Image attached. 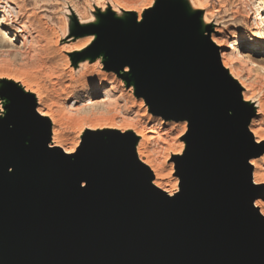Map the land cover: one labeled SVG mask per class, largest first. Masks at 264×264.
I'll list each match as a JSON object with an SVG mask.
<instances>
[{
  "label": "water",
  "instance_id": "95a60500",
  "mask_svg": "<svg viewBox=\"0 0 264 264\" xmlns=\"http://www.w3.org/2000/svg\"><path fill=\"white\" fill-rule=\"evenodd\" d=\"M164 2L146 14L142 35L119 42L123 54L101 56L108 70L137 61L139 80L127 84L148 112L187 121L185 150L172 158L178 192L153 186L129 133L84 139L71 156L51 148L27 96L22 115L0 121V264H264V216L254 207L264 188L249 165L264 147L212 49H191L200 16ZM118 21L105 27L110 41Z\"/></svg>",
  "mask_w": 264,
  "mask_h": 264
},
{
  "label": "rangeland",
  "instance_id": "374dc122",
  "mask_svg": "<svg viewBox=\"0 0 264 264\" xmlns=\"http://www.w3.org/2000/svg\"><path fill=\"white\" fill-rule=\"evenodd\" d=\"M152 1L153 0H0V92L7 90L10 85L15 86V83L11 81H4L5 76L26 79L33 87H41L40 89L45 91L44 93L49 97L46 99V105H52H49L48 107H51L50 110L57 117L58 124L56 123L52 128L62 132H60L62 136H60V144L62 149L65 150L72 149L78 144V147L76 148L77 150L84 139L93 140L106 139L108 136L113 137V133L109 132L114 131V129L110 130L109 128L113 124L114 127L116 126L115 128L131 126L135 131L139 132L152 130L155 139L149 141L140 148L141 151H139L141 152L143 159L154 160L157 165H161L159 166L160 168L157 173H160L161 171L162 174L160 175H165V178L162 177L161 181H157L163 186H166L167 189L171 190L173 183L177 178L174 176L175 173L173 166L171 175L168 173L170 164L168 156L170 158L171 154L169 152L176 150L178 143L182 146L186 143L185 135L187 128L185 127L183 131L184 138L180 139L179 142L174 141L177 134L180 133L179 131L182 130L181 123L168 122L164 128L159 127L158 120H160V118L152 116L146 110V105L143 100L135 95L134 85L127 83L122 84L119 79L115 77L112 78L113 75L110 73L112 71L108 70V67H105V64L108 63L107 58H103L101 55L91 58H83L82 53L90 43L83 45L79 51H65L69 46H76L80 44L82 40L89 37L87 34L92 31L90 27L92 25L100 23L103 27H109L111 21L117 20H132L133 22H136L139 14L138 12L141 13L145 10L149 3L151 5ZM168 1L188 17L195 15L202 17L204 13H209L206 17L209 23L206 26L209 28L210 25L217 24V27H222V33L217 36L219 41L227 42L240 38L243 39L244 45H248L251 44L252 40L258 42L261 38L260 33L259 35L257 33L254 38L249 35L255 18L254 11L256 10L255 4H257L255 3V0ZM238 1L239 4H237ZM196 5L197 7H195ZM124 8L126 10H124ZM127 8L133 9L128 10ZM238 9L240 13L238 12ZM131 10H134L135 12ZM105 14L109 15L108 20L104 18L103 15ZM246 21L248 22L246 23ZM19 26L25 28L29 38L25 39L26 42L24 41L25 45L23 48L19 45L21 44V40H12L14 39L13 35L18 31ZM83 29L90 30L84 32L85 30ZM9 42L10 44L13 43L9 45ZM11 48L14 50H11ZM215 48L219 57L220 54L218 48ZM258 49L261 51L260 53H247V61L238 68V73L241 74L240 76L243 78H240L243 82L245 81L246 85H252L256 93H259L260 91L264 96V48ZM19 50L22 52L21 54L19 53ZM22 50H24V52ZM240 52L243 53L241 49ZM97 60L101 66V71H104L105 73L108 72L106 74L108 75V78L110 77L112 82L110 85H106L102 91L91 99L92 101H96L104 97L106 94L108 101L102 107H90L86 109L82 106V100L85 98L87 91H85V93L82 92L81 94L83 95L80 94V102L78 100V103H74V100L69 96L70 89L63 87L64 83L70 84V82L66 81L68 77L66 76V78L65 75L71 74L75 79H78L79 72L82 70L81 68L83 66L89 68L97 63ZM98 72H100L99 67H96L92 71L93 82H98L99 79L101 80V76L97 75ZM55 81L58 86L57 84L55 86ZM76 87L77 85H75V88ZM113 88L114 90H112ZM50 101L52 103H50ZM139 101L143 104L142 108L139 107ZM59 106L60 108H58ZM36 107L42 108L43 106L37 104ZM1 108L2 105L0 100V110H2ZM79 109L82 111L81 113H77ZM74 110H76V113ZM257 111L258 110L255 112V116L252 117L253 119L259 116ZM80 115L81 117H84L85 115V119L88 120L85 125H88L87 123L89 121L94 124L91 125L94 126L93 131L87 133L84 131L80 132L78 128L81 124L79 121L81 118ZM168 148H170V151ZM252 160L258 161L264 170V149L258 158ZM257 191H259V189H257ZM255 202L261 204L262 209L260 208L258 211L263 210L264 212V200L258 199Z\"/></svg>",
  "mask_w": 264,
  "mask_h": 264
},
{
  "label": "bare ground",
  "instance_id": "6f19581e",
  "mask_svg": "<svg viewBox=\"0 0 264 264\" xmlns=\"http://www.w3.org/2000/svg\"><path fill=\"white\" fill-rule=\"evenodd\" d=\"M164 1H166V0H153L151 5L149 3L146 6L147 8H145V10H143L141 13L138 12L139 13L138 14V18H137V21H136L134 26L132 24H130L129 21H125V20H123L122 22L118 21L117 23L120 22V23H122V25H121V28L119 29V36H116V38L113 37L114 38V39L112 38L113 41H110V37L112 36V33H111L112 31H110L111 29H106L105 27H103L99 23V24L90 26L92 31L88 32L87 35H89V37H87L86 39L82 40L81 43L78 44V45H76V43H75L76 46L73 45V46L70 47L68 45L69 47L67 49H65V51L66 52L79 51V49H81V47L83 45H86L87 43H90L88 45V47L86 48V50L82 53L83 54V58H91V57L98 56V55H103V56H106V57L113 58V56L116 57V55L123 54V49L119 45V42L123 41L125 39H128L130 37H134V36H137V35H139V36L142 35L147 29V26L144 25L145 21H146V14L148 12H150V11L155 10L158 7V5L165 4ZM255 1H256L255 3H257V4H255V9L256 10L254 11L255 12V18H254V22L252 23L251 32H250L249 35L252 38H254L257 35V33H258V35L260 33V35H261L260 37L261 38L258 40V42L256 40H252L251 44L244 45L243 44V39H240V38L239 39H234V40H231V41H227V42L219 41L217 36L222 33V27L221 28L217 27V24H215V25L212 24L213 26L210 25L209 28L206 26L209 23V21L206 18L209 13H204V15L202 16L203 18L199 17L198 19H196L195 28L193 30L192 35L190 36V40H191V49L193 50V52L196 55L201 54L203 52L210 51V49H212L214 55L218 58L221 66H222V68L224 70L225 75L228 77L230 83L234 87V92H235L234 101L237 104L238 113L247 115L249 117L248 131L252 135L255 144L258 145L259 147H264V129H263V125H264V96H263V94H261L260 91H259V93H256L252 85H248V84L246 85L245 81L243 82V80H241V78H243V77H241L240 76L241 74L238 73V68H240V66H242L244 64V62L247 61L246 58L248 57V55H247L248 52H258V53H260L261 51L258 48H262V49L264 48V29H263V27H264V0H255ZM237 4H239V1H238ZM195 7H197V5ZM164 8H166V6H164ZM130 9H133V8H129L128 10H130ZM124 10H126V9L124 8ZM140 10H142V9H140ZM131 11H134V10H131ZM168 12L170 14H174L175 13L173 8L170 7V6H169V9H168ZM238 12H239V9H238ZM103 16H104L105 19H107L109 15L105 14ZM13 20H15V19H13ZM187 21H188V19H187ZM247 22L248 21H246V23ZM15 24H16V22H15ZM142 26H144V27H142ZM19 29H18V31H16L17 34L15 33V35H13L14 39H12V40H14V41H17V40L20 41L21 40V44H19V45H21V47L23 48L24 45H25L24 41L26 42L25 39L28 38V33L26 32V30H25V28L23 26H19ZM83 30H85L84 32H87V30H90V29H83ZM89 33H91V34H89ZM29 35H30V33H29ZM107 35H109V37H106ZM4 41H6V40H4ZM10 42H9V45H11L13 43L12 42L10 44ZM214 45H215V47L218 48V51H219V54H220V56H219L220 58L218 57L217 50L214 47ZM26 47H27V45H26ZM14 49H15V46H14ZM14 49L11 48V50H14ZM240 49L243 51V53L240 52ZM20 50H19V53L21 54L22 52ZM22 51L24 52V50H22ZM16 52H18V51H16ZM55 52H56V50H55ZM96 62L97 63L93 64L89 68L83 66L81 68L82 70L79 72L78 79H75L74 76L71 75V74H66L65 75V77L66 76L68 77V79L66 81L70 82V84H67V83L65 84L64 83L63 87L70 89V91H69L70 95L69 96H70L71 99L74 100V103H78V100L80 102V94L82 92L85 93V91H87L85 98H83V100H82V106H83V108H86V109L90 108V107H92V108L93 107H95V108L102 107L108 101V97H107L106 94H105L104 97H102L101 99H98L96 101L95 100L92 101V99H91L92 97H95L100 91H102V89H104L106 87V85H110L111 82H112L110 80V77L108 78V75L106 74L108 72H106V73L104 71L102 72L101 71V66L99 65V61L97 60ZM115 65H116L115 61H111L110 64H108V66H110L111 69H112V70H110V71H112V72H110L113 75L112 78L115 77V78L119 79L122 84H125V83H127L129 81L130 82L136 81V83L138 82L139 76L136 74V72H137V66H136L137 65V61H135L133 65H127V66H125L124 68H122L120 70H114L113 68L115 67ZM96 67H99V69H100V72H98L97 75L101 76V80L99 79L98 82H93V80H92V71ZM3 78H4V76H3ZM53 78H55V77H53ZM4 81H7V82L11 81V82L15 83V86L10 85L7 90H5L3 92H0V94H1L0 95V100H1V105H2V108H1L2 110H0V121L6 119L9 115H14L16 117L19 116V115H22L24 113L26 104L28 102L27 96H29L30 98H32L35 107L38 104L39 106H43L42 108L45 109L44 110L41 107H36V112L39 115V117L44 119L47 122V124H48L49 135H50V144H49V146L51 148L53 147V148L62 149L61 144H60V136H61L62 132L60 131L61 132L60 133L56 129L52 128L57 123V117L50 110L51 107L50 108L48 107L51 104L48 103L49 105H46V99H47L48 96H46V93H44L45 91L41 90L40 89L41 87L40 88L36 87V86L33 87L31 85V83H29L26 79H19V78H15L13 76L12 77H6L5 76ZM54 84L56 86L57 82L54 83ZM75 85H77L76 88H75ZM57 86H58V84H57ZM55 89H53V90H55ZM134 89H135L136 92H139V90H138L139 88L138 87H137V89L136 88H134ZM112 90H114V88ZM81 95H83V94H81ZM58 96H59V94H58ZM58 96H56V97H58ZM48 101H49V99H48ZM51 101H50V103H52ZM139 102H140L139 103V107L142 108L143 104H142L141 101H139ZM82 106H81V108H82ZM56 107H57V105H56ZM58 108H60V106ZM76 109H78V108H76ZM80 109H79V111L77 110L78 111L77 113H79V112L81 113L82 112V111H80ZM146 110L149 111V106L148 105H146ZM256 110H258L257 114L259 116L257 118H255V119H253L252 117L255 116ZM75 111L76 110H74V112ZM80 117H81V115H80ZM82 117L79 119V121L81 123L79 125V127H78L80 132L84 131V132L87 133V132L93 131V127L94 126H91V125H94V124H92V122L89 121L87 123L88 125H85V123L88 120L85 119V115H84L83 118ZM167 123L168 122L163 121L162 119L158 120V126L159 127H163L164 128ZM181 125H182L181 126L182 130L179 131L180 133L177 134V136H176L174 141H178L179 142L180 139L184 138L183 131H184L185 127L187 128V121L185 120V121L181 122ZM83 126H85V127H83ZM115 127H114V124L112 126H110L109 127L110 130L114 129V131H109V132L110 133L117 132L119 134L129 133L134 138L135 154H136L138 160L146 168H148L150 170V172L152 174V177H153V180L151 182L153 184V186L155 188L161 190L163 193H165L167 197H169V198L173 197V195H175L178 192V190H179V179L174 175L177 178V180L174 181L171 190L167 189L166 186H163L161 183L158 182L159 180L161 181L162 177L165 178L164 177L165 175H163V176L160 175V174H162L161 171H160V173H157L158 169L160 168L159 166H161V165H157L154 162V160L152 161V160H149V159H143L142 156H141L140 148H142L149 141H152L153 139H155L154 135H153L154 132L152 130H150V131L146 130L145 132H143V131H140V132L139 131H135V129H133L131 126H128V127L127 126L126 127L122 126L123 128H118V127L115 128ZM110 137L111 136H108V138H106V139L103 138V140L104 141H108L110 139ZM158 138L161 139L160 137H158ZM29 141H30V136L29 135L25 136V142L28 143ZM177 145L178 146H176V147L178 149L176 148V150H172V152H169V153H171L170 154V158L168 156V159H170V161H169V163H170L169 164V172L168 173L170 175L172 173V166L174 167V164L172 162V158L181 156L182 153L185 150V147H186L185 144L182 146L180 143H178ZM77 147H78V144H76L75 147H73L72 149H69V150L62 149V150H63V152L66 155L71 156V155L75 154V151H76ZM168 149L170 151V148H168ZM249 165H250V170H251V173H250L251 174V178L253 179L252 180L253 185L257 186V187H261L262 186L264 188V172H263L264 170H263L262 166L256 160H250L249 161ZM174 173H175V169H174ZM254 207L257 208V209H260L261 208V204L259 202H255L254 203ZM259 213L262 216H264L263 210L262 211L259 210Z\"/></svg>",
  "mask_w": 264,
  "mask_h": 264
}]
</instances>
